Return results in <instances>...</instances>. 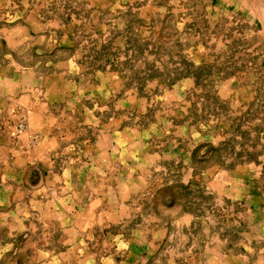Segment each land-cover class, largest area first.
<instances>
[{
  "label": "rangeland",
  "instance_id": "obj_1",
  "mask_svg": "<svg viewBox=\"0 0 264 264\" xmlns=\"http://www.w3.org/2000/svg\"><path fill=\"white\" fill-rule=\"evenodd\" d=\"M0 75L117 136L150 196L221 206L217 233L264 250V0H0Z\"/></svg>",
  "mask_w": 264,
  "mask_h": 264
},
{
  "label": "crops",
  "instance_id": "obj_2",
  "mask_svg": "<svg viewBox=\"0 0 264 264\" xmlns=\"http://www.w3.org/2000/svg\"><path fill=\"white\" fill-rule=\"evenodd\" d=\"M10 83L0 75V264H264L251 237L217 233L221 206L163 204L140 167L124 166L117 136L76 123L81 108H59L43 88ZM18 110L29 135L16 143Z\"/></svg>",
  "mask_w": 264,
  "mask_h": 264
},
{
  "label": "built area",
  "instance_id": "obj_3",
  "mask_svg": "<svg viewBox=\"0 0 264 264\" xmlns=\"http://www.w3.org/2000/svg\"><path fill=\"white\" fill-rule=\"evenodd\" d=\"M14 140L16 143H19L21 138L25 135H29V130L27 128L26 119L24 114H20L16 121L12 122Z\"/></svg>",
  "mask_w": 264,
  "mask_h": 264
}]
</instances>
